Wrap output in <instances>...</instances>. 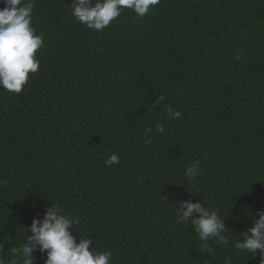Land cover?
I'll return each mask as SVG.
<instances>
[{"label": "trees", "instance_id": "obj_1", "mask_svg": "<svg viewBox=\"0 0 264 264\" xmlns=\"http://www.w3.org/2000/svg\"><path fill=\"white\" fill-rule=\"evenodd\" d=\"M32 2L39 69L19 94L0 88V261L57 202L111 264H260L234 242L264 211V0H160L102 31L72 0ZM187 199L224 217L229 243L207 242L212 255L176 223Z\"/></svg>", "mask_w": 264, "mask_h": 264}, {"label": "clouds", "instance_id": "obj_2", "mask_svg": "<svg viewBox=\"0 0 264 264\" xmlns=\"http://www.w3.org/2000/svg\"><path fill=\"white\" fill-rule=\"evenodd\" d=\"M160 0H72L71 15L76 21L88 29L102 31L115 18L120 16L123 9L132 10L138 17L145 16L152 6ZM4 7L0 8V88L9 93L19 94L28 82L29 74L36 73L40 61L35 58L38 49L43 46V36L35 34L32 27V0H0ZM159 96L156 102L163 100ZM170 119H179L180 111L173 110L169 105L165 109ZM164 126L157 123L153 128L145 129V145L152 143L149 133H164ZM119 163V157L112 154L106 161V166ZM200 174L199 162L186 166L184 175L190 182ZM167 199V197H164ZM175 215L177 224L191 223L193 231L200 241L205 242L204 250L209 255L213 248L207 242L216 241L228 244L224 235V217L218 210L206 207L201 201L191 199L176 200ZM250 227L239 233L242 242L235 241L234 246L240 252L251 256H260V264H264V211L257 213ZM79 220L70 216L61 208L59 203H51L45 207L40 217L33 218L30 225L22 227L24 240L22 246L11 248L13 259L10 264H34V252L45 255L44 264H111L110 251H96L93 241L85 238L77 241L73 233ZM91 246V250L90 249ZM2 250V249H0ZM3 264V261H0ZM224 264H231L226 258Z\"/></svg>", "mask_w": 264, "mask_h": 264}]
</instances>
